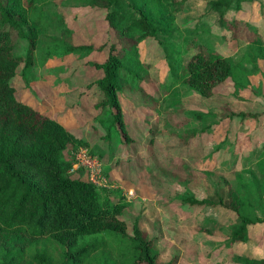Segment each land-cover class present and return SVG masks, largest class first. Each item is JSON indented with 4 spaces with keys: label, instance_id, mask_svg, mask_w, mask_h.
Wrapping results in <instances>:
<instances>
[{
    "label": "rangeland",
    "instance_id": "374dc122",
    "mask_svg": "<svg viewBox=\"0 0 264 264\" xmlns=\"http://www.w3.org/2000/svg\"><path fill=\"white\" fill-rule=\"evenodd\" d=\"M204 6L202 1L185 6L176 14L175 24L179 28L205 24L195 34L197 41L205 40L204 52L238 65L239 77L244 79L228 78L209 97L200 96L181 80L166 92L172 76L162 51L153 39L141 41L139 60L149 64L148 74L141 83L144 92L126 88L120 97L124 134L111 126V136L103 140L105 131L93 118L92 106L101 92L91 83L100 72L87 62L105 57L113 34L104 11H93L83 0H48L47 29L37 35L27 69L20 62L10 84L15 100L86 141V146L68 147L66 156L78 157L70 174L121 195L127 205L120 217L128 232L138 220L154 241L161 262L176 256L177 264H241L245 255L264 257V223L250 226L246 241L230 245L233 213L186 207L178 198L189 193L200 199L214 189L236 187L241 180L264 182V43L252 60L246 53L251 43L239 36L240 22H245L246 29L256 28L264 40V0L228 10L227 20H239L233 39L232 31ZM12 42V52L25 59L27 41L13 34ZM82 43L91 44L93 51L84 55ZM66 46L77 50L68 52ZM197 49L191 45L183 52L192 54ZM243 112L253 117L241 120L236 113ZM96 165L99 171L93 176ZM250 192L255 216L264 219V189Z\"/></svg>",
    "mask_w": 264,
    "mask_h": 264
},
{
    "label": "trees",
    "instance_id": "16d2710c",
    "mask_svg": "<svg viewBox=\"0 0 264 264\" xmlns=\"http://www.w3.org/2000/svg\"><path fill=\"white\" fill-rule=\"evenodd\" d=\"M83 1L93 11H104L107 28L113 34L105 57L87 62L100 72L91 84L100 90L101 97L92 107L94 121L105 131L103 140L111 136V126L125 133L120 102L124 90L144 92L141 83L147 78L149 64L139 60L137 47L141 41L153 39L162 51L172 76L166 92L181 80L200 96L209 97L228 78L244 79V75L239 77L238 65L204 52L206 42L201 37L197 41L195 34L205 24L179 28L175 16L192 2L202 1L205 10L217 14V22L232 31L233 39L239 20H227L228 10L255 0ZM47 4L48 0H0V264H177L176 256L160 261L154 241L138 220L128 232L126 221L120 217L127 205L121 195L70 174L76 160L74 154L66 156L68 147L77 149L86 146V141L13 98L10 80L20 62L24 61L26 70L32 61L37 35L43 34L50 22ZM240 26L243 32L239 36L251 43L246 53L254 60L253 54L262 49L264 40L256 28L246 29L245 22ZM13 34L27 41L25 59L12 52ZM191 45L198 49L184 53ZM92 47L82 43V53H91ZM65 50L77 49L66 46ZM147 96L158 99L151 93ZM236 114L243 117L241 120L253 117L244 112ZM237 185L214 189L200 199L184 193L178 201L190 208H221L233 213L228 243H242L248 238L250 226L264 223L254 214L250 192L255 188L263 193L264 182L241 180ZM256 197L260 199L261 194ZM241 264H264V257L245 255Z\"/></svg>",
    "mask_w": 264,
    "mask_h": 264
},
{
    "label": "built area",
    "instance_id": "2783aa9c",
    "mask_svg": "<svg viewBox=\"0 0 264 264\" xmlns=\"http://www.w3.org/2000/svg\"><path fill=\"white\" fill-rule=\"evenodd\" d=\"M75 159L76 160H78V157L75 155ZM95 162V161H94ZM97 167H98V165H96V168L94 169V174H93V176H95V175H97V173H98V171H99V168H98V170H97ZM93 182H94V180H92Z\"/></svg>",
    "mask_w": 264,
    "mask_h": 264
}]
</instances>
